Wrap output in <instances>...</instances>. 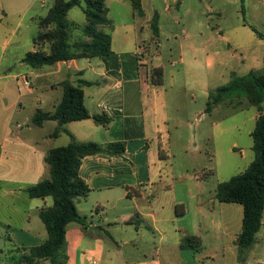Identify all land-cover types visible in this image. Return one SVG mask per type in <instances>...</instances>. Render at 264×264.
I'll list each match as a JSON object with an SVG mask.
<instances>
[{"label": "crops", "instance_id": "crops-1", "mask_svg": "<svg viewBox=\"0 0 264 264\" xmlns=\"http://www.w3.org/2000/svg\"><path fill=\"white\" fill-rule=\"evenodd\" d=\"M226 2L243 4L240 13L264 35V0ZM180 4L177 1L178 9ZM6 17L7 13L2 10L0 23ZM67 18L73 23L72 43L81 38L85 18L80 7L70 9ZM107 18L110 23L103 29L109 32L112 23L108 13ZM110 38L113 55L105 60L81 58L33 69L21 62L26 52L36 50L33 44L16 57L15 62L25 66L20 84L35 102L34 112L28 118L30 125L24 124L21 116L25 107L20 84L16 81L15 92L10 87L9 74H5L8 72L0 75V226L5 229V233L0 232V238L27 245L23 253L45 241L47 233L38 213L41 208L52 205V198H30L24 190L49 177L44 162L47 151L67 145L72 136L77 142L103 146L121 143L123 151L115 155L99 153L81 160L78 173L90 191L75 202L84 225L71 222L66 226V264H195V254L206 239H210L212 261L216 256L225 259L227 251L239 253L235 238L241 231V205L219 202L215 192L204 195V186L190 191L189 202L171 197V182L175 178L173 172L165 169L170 165V158L163 148L170 137L164 71L161 66L150 63L157 61L159 54L150 60L141 46L139 51L120 50L113 37ZM5 50L3 43L0 64ZM42 50L46 51L47 47ZM156 67L163 71L161 85H154L150 75ZM34 70L41 71L36 74ZM24 75L33 77L37 83L25 87ZM80 80L94 83L82 88L83 103L90 116L110 117L106 126L96 125L92 118L73 121L64 124L55 136L57 121H45L41 127L31 124L37 110L54 112L62 97L61 82L76 85ZM173 82L169 83L170 88ZM257 116L258 113L251 118L249 137ZM46 128L48 131L44 132ZM39 132L43 133L39 135ZM251 147L252 143L248 148L252 154L238 173L253 160ZM182 205L190 208L186 214L193 209L201 220L177 221L178 217L185 216ZM193 236L200 240L198 248H180L183 238ZM151 238L154 245L150 244ZM166 238L171 239L170 243H165ZM146 244L150 245L148 249L142 246ZM128 246L129 250H124Z\"/></svg>", "mask_w": 264, "mask_h": 264}, {"label": "rangeland", "instance_id": "rangeland-1", "mask_svg": "<svg viewBox=\"0 0 264 264\" xmlns=\"http://www.w3.org/2000/svg\"><path fill=\"white\" fill-rule=\"evenodd\" d=\"M177 1L181 3L179 9ZM141 2L144 16L138 17L129 0H106L112 23V31L107 32L120 50L134 51L141 46L150 60L159 54L158 60L150 63L161 66L164 71L170 137L163 148L170 158V165L165 169L173 172L175 178L171 182V197L189 202L190 191L202 186L204 195H213L217 184L238 174L252 154L248 149L252 143L248 131L257 110L245 98L227 99L207 110L208 97L226 85L232 73L243 76L250 70L263 69L264 39L257 37L250 28L252 24L240 13L244 6L241 3H227L226 0ZM52 4L53 0H0V18L2 10L7 13L0 23V46L6 44L0 75L8 72L5 74H9L10 87L15 92L25 67L15 62L16 57L31 48L38 32V18L45 16ZM74 11L80 10L74 8ZM155 13L159 16V42L152 38L150 31ZM34 71L39 74L41 70ZM25 77L29 83H37L28 75L22 80ZM19 87L25 107L22 120L30 125L28 118L34 112L35 102L21 84ZM234 143L237 147H233ZM182 209L185 216L178 217L177 221L196 223L201 220L193 209L186 214L190 209L187 205H182ZM0 232L5 233L1 226ZM170 240L166 238L165 243ZM255 240L246 251L236 254L227 251L225 259L216 256L212 261L209 259L213 256L209 249L210 239H206L195 254V264H264V225ZM152 242L151 238L150 244L154 245ZM25 246L0 238V264H14L13 258L20 256ZM142 246L150 247L148 244ZM124 250H129V246Z\"/></svg>", "mask_w": 264, "mask_h": 264}, {"label": "trees", "instance_id": "trees-1", "mask_svg": "<svg viewBox=\"0 0 264 264\" xmlns=\"http://www.w3.org/2000/svg\"><path fill=\"white\" fill-rule=\"evenodd\" d=\"M106 0H53L45 16L38 18V32L32 39L35 51L26 52L21 62L26 66L38 69L51 66L57 62L81 58L107 59L113 55L110 35L103 28L109 25ZM134 14L144 16L141 0H129ZM80 7L85 18L81 27V38L70 42L73 23L67 18L68 11ZM243 11V7H242ZM159 16L154 14L150 22L152 38L159 42ZM251 30L264 39V35L256 28ZM43 47H47L43 51ZM154 85H161L163 71L161 67L151 70ZM94 83L80 80L76 85L69 81L60 83L62 97L52 114L37 110L31 118V124L41 127L45 121H57L54 135H58L61 127L69 122L92 118L96 125L106 126L111 118L105 114L90 116L83 103L84 86ZM207 110L224 100L245 98L258 113L252 138L253 160L240 173L217 184L215 198L222 203H236L242 206L243 215L241 231L235 238L239 252L246 251L255 243L256 234L262 226L264 211V61L260 71L250 70L246 75L231 74L229 82L211 92L208 97ZM65 146L47 151L44 162L48 166L49 177L27 187L24 192L30 198H52L50 207L39 210V218L46 229L45 241L28 249L16 259L14 264H66V226L71 222L84 225V218L76 209L77 199L85 198L90 189L79 176L81 160L86 156L99 153L119 154L123 151L121 143L100 145L95 142H77L72 136ZM200 246L197 237H185L180 242L182 249H196Z\"/></svg>", "mask_w": 264, "mask_h": 264}, {"label": "built area", "instance_id": "built-area-1", "mask_svg": "<svg viewBox=\"0 0 264 264\" xmlns=\"http://www.w3.org/2000/svg\"><path fill=\"white\" fill-rule=\"evenodd\" d=\"M22 83L25 87H28V85H29V82L26 78L23 79Z\"/></svg>", "mask_w": 264, "mask_h": 264}]
</instances>
